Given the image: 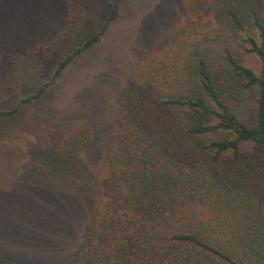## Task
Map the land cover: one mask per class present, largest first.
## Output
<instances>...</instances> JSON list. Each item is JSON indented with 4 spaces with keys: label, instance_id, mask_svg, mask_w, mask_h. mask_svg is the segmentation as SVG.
Instances as JSON below:
<instances>
[{
    "label": "rangeland",
    "instance_id": "1",
    "mask_svg": "<svg viewBox=\"0 0 264 264\" xmlns=\"http://www.w3.org/2000/svg\"><path fill=\"white\" fill-rule=\"evenodd\" d=\"M68 1L74 0H47L35 11L24 6V12L16 10L20 0H0L1 45L14 50L0 51V111L17 108L11 117H0V264H70L85 225L104 202L106 148L118 129L119 96L130 79L140 84L154 70L156 78L185 77L193 46H211L209 57L219 62L226 48L240 64L261 72L259 59L246 51L247 34L259 40L251 2L136 0L135 11L70 64L43 99L20 103L49 81L73 49L69 29L57 34L50 24ZM230 9L243 17L246 31L233 26ZM170 85L163 90L169 92ZM256 94L250 87L240 101L228 102L249 127ZM69 152L74 153L68 157ZM229 159L227 154L223 160ZM195 212L202 221L210 219L204 207Z\"/></svg>",
    "mask_w": 264,
    "mask_h": 264
},
{
    "label": "trees",
    "instance_id": "2",
    "mask_svg": "<svg viewBox=\"0 0 264 264\" xmlns=\"http://www.w3.org/2000/svg\"><path fill=\"white\" fill-rule=\"evenodd\" d=\"M247 2L263 11L260 16L249 8L259 40L245 38L246 51L261 63L259 75L226 48L219 62L209 57L211 46H193L185 77L156 78L154 70L140 84L136 77L128 81L106 148L104 202L85 225L70 264H264V0ZM228 13L233 26L246 31L243 17ZM117 18L112 8L100 32L73 35L71 53L20 103L40 100ZM167 82L169 92L163 90ZM250 87L257 89L253 127L228 106ZM16 112L0 111V117ZM242 144L252 148L244 151ZM199 206L209 220L196 215Z\"/></svg>",
    "mask_w": 264,
    "mask_h": 264
},
{
    "label": "crops",
    "instance_id": "3",
    "mask_svg": "<svg viewBox=\"0 0 264 264\" xmlns=\"http://www.w3.org/2000/svg\"><path fill=\"white\" fill-rule=\"evenodd\" d=\"M136 0H74L63 4L52 20V28L57 34L61 33V28L69 29L70 35L84 34L89 31L100 32L110 17L112 8L117 10L118 18L111 22L105 32H108L114 25L130 13L135 11ZM47 0H20L17 11L27 9L35 11L38 7H45ZM135 7V8H134ZM45 10V9H44ZM49 24V25H50ZM7 27V25H5ZM48 28V27H47ZM46 29L43 30V34ZM35 34L33 37H35ZM30 37V40L33 38ZM30 41L28 42V44ZM22 48V47H21ZM19 48H16L17 50ZM0 51L6 53L0 41ZM14 50L7 53H13Z\"/></svg>",
    "mask_w": 264,
    "mask_h": 264
}]
</instances>
